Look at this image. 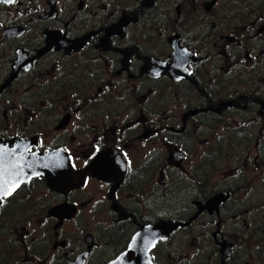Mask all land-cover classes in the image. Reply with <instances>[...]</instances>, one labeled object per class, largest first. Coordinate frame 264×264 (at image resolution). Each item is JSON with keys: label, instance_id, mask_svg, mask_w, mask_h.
<instances>
[{"label": "flooded vegetation", "instance_id": "flooded-vegetation-1", "mask_svg": "<svg viewBox=\"0 0 264 264\" xmlns=\"http://www.w3.org/2000/svg\"><path fill=\"white\" fill-rule=\"evenodd\" d=\"M0 264H264V0H0Z\"/></svg>", "mask_w": 264, "mask_h": 264}, {"label": "snow or ice", "instance_id": "snow-or-ice-1", "mask_svg": "<svg viewBox=\"0 0 264 264\" xmlns=\"http://www.w3.org/2000/svg\"><path fill=\"white\" fill-rule=\"evenodd\" d=\"M17 186H18V185H17ZM10 194H11L10 191L4 193V195H10Z\"/></svg>", "mask_w": 264, "mask_h": 264}]
</instances>
